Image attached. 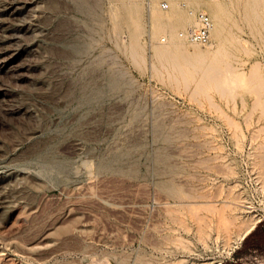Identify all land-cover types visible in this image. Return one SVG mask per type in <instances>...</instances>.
<instances>
[{
    "label": "rangeland",
    "instance_id": "374dc122",
    "mask_svg": "<svg viewBox=\"0 0 264 264\" xmlns=\"http://www.w3.org/2000/svg\"><path fill=\"white\" fill-rule=\"evenodd\" d=\"M0 264H264V0H0Z\"/></svg>",
    "mask_w": 264,
    "mask_h": 264
},
{
    "label": "built area",
    "instance_id": "2783aa9c",
    "mask_svg": "<svg viewBox=\"0 0 264 264\" xmlns=\"http://www.w3.org/2000/svg\"><path fill=\"white\" fill-rule=\"evenodd\" d=\"M160 6L165 8L168 4L167 2H161ZM193 14L195 24L181 31L180 35L190 42L205 44L210 40L211 17L203 10H195Z\"/></svg>",
    "mask_w": 264,
    "mask_h": 264
},
{
    "label": "bare ground",
    "instance_id": "6f19581e",
    "mask_svg": "<svg viewBox=\"0 0 264 264\" xmlns=\"http://www.w3.org/2000/svg\"><path fill=\"white\" fill-rule=\"evenodd\" d=\"M209 9L215 14V16L217 17L219 12H220V6L217 5V4H209L208 5ZM188 12L193 14V9H188ZM195 24V23H194ZM213 28V23H212V27L211 29ZM179 34H181V32H179ZM194 43V42H193ZM160 52V51H159ZM182 55L183 56H187V57H192V58H195V59H199V58H202L204 56H202L200 54V52H197V51H189L188 49H185L183 52H182ZM259 219V218H258ZM255 221L248 226V228L243 231V233L241 232L240 234V238L244 237V235L249 231L251 230L254 226H255ZM246 227V226H245Z\"/></svg>",
    "mask_w": 264,
    "mask_h": 264
}]
</instances>
